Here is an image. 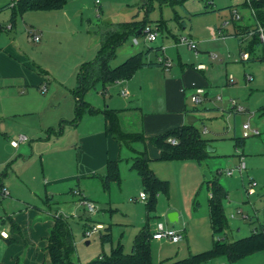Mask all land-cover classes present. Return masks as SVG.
<instances>
[{"label":"rangeland","instance_id":"obj_1","mask_svg":"<svg viewBox=\"0 0 264 264\" xmlns=\"http://www.w3.org/2000/svg\"><path fill=\"white\" fill-rule=\"evenodd\" d=\"M244 1L67 0L61 9L25 12L16 19L14 30L2 34V39L9 37L24 52L46 64L49 80L45 85L56 94L52 101L54 104L61 100L66 90L75 86L78 68L95 58L100 48L104 27L108 24L132 20L145 21L144 28L150 27L157 33V38L152 43L144 39L143 32L141 35L129 34L116 49L115 56L110 62L111 67L121 64L134 54L146 51L149 47L158 50L157 53L151 51L145 55V60L168 55L174 68L177 67L179 60L189 63L194 57V51L189 50L185 44H180V37L197 40L198 50L211 57L216 56L212 57L216 60L209 62L208 69L203 73L210 84L205 89L207 97L202 96V102L199 104L191 102L190 98L186 97V106L187 115L197 119L195 125L198 130L202 132L203 128H206V134H201L216 150L217 156L204 159L200 164L196 161H150L152 162L150 166L158 175L156 176L168 182L169 190L167 195L162 192L156 195L154 210L148 214L149 226L152 227L161 221L185 234L177 246L151 241L153 264L183 257L181 254L185 256L189 252L192 254L202 252L210 248L217 239L229 242L246 237L250 234L253 223L258 227L256 219L252 220L253 222L247 221L242 216H252L255 210L261 211L264 207V113L258 110L260 104L264 103V61L257 60L262 56L261 45H257L254 52L249 54V61H240L239 49L248 52L251 38L243 35L239 39L233 36V33L238 26L245 28L254 25L250 10L243 6ZM234 10L241 18L239 20L233 18V22L231 18L234 17ZM9 14L10 12L6 11L3 14L5 16L0 17L2 25L9 24ZM206 22L211 28L214 25L221 27L223 35L226 36L218 37L215 34L213 38L210 29L204 26ZM225 22L227 24H224ZM29 28L42 30L43 37L40 43L28 40ZM134 39L138 44L133 43ZM247 75H250L251 79L247 80ZM101 88V84L97 83L85 95V101L96 107H102L103 101L109 104L110 97H102ZM111 97L122 99L118 92H113ZM230 100H234L247 111L245 113L230 111L228 104ZM129 101L133 103L132 100ZM122 120L125 128L134 122L129 116L123 117ZM244 123L257 128L260 135L246 138L243 145L236 146V140L242 138ZM2 132L1 129L0 146L3 152L16 151L9 146ZM56 133L53 135L56 136ZM67 133L61 136L63 137L61 139H67L69 134ZM44 137L43 135L42 139ZM32 140L36 141L35 138ZM123 151L119 182L111 183L109 191L105 194L101 189L100 196L96 195L95 191L91 195L95 211L90 212L81 204L80 208L72 207L74 203H78V196L72 192L79 186L76 180L65 184L58 205L50 204V209L54 212L58 210H55V207L61 210L65 208L62 216L67 219L74 237L75 253L72 260L75 263L85 264L102 252L108 254L111 247L118 242L123 245L124 251L129 253L135 234L147 221L146 203L149 195L145 193L146 201L140 200L139 194L144 192L141 180L137 172L129 170V166H126V158L130 155H125L126 147ZM238 154L242 155L241 159L245 165L241 172L237 169L241 160ZM15 163L14 160L9 162L8 168L18 171L19 163ZM27 163L24 164L25 170L39 178L45 166L40 164L38 156L32 157ZM228 170L232 171L231 176L225 174ZM204 171L217 179L228 191L227 199L223 202L224 214L229 224L226 235L212 234L208 213L209 193ZM249 181L257 183V194L252 197H248L245 190ZM79 188L85 187L80 185ZM44 201V193L33 199L38 208H47ZM170 213L177 214L175 222L169 221ZM259 213L262 218L261 212ZM85 222L91 225L101 223L105 229L85 236L83 230ZM107 228H110L112 240L109 244H102L100 237L107 232Z\"/></svg>","mask_w":264,"mask_h":264},{"label":"crops","instance_id":"obj_2","mask_svg":"<svg viewBox=\"0 0 264 264\" xmlns=\"http://www.w3.org/2000/svg\"><path fill=\"white\" fill-rule=\"evenodd\" d=\"M5 1L10 0H0V7L11 3L13 0L2 4ZM6 11L10 12V9L0 11V17L5 16L3 14ZM205 12L207 13V11ZM204 26L210 29L213 38L215 34L218 37L225 36L223 30H217L219 27L216 25L211 28V25L206 22ZM29 30L40 35V40L36 42L40 43L43 37L42 30L37 29L36 31L32 28ZM190 40L195 44L197 43V40L192 38ZM13 42L14 40L11 41L9 37L2 39L1 34L0 130L2 129V135L8 141L9 146L18 135H25L27 141L19 144L17 148L11 146L16 151L9 150L7 153H4L2 146H0V186L7 192L5 196L0 195V233L3 232L7 236L6 238L0 236V264H49L46 238L55 217L62 216V211H65V208L61 210V208L55 207V210H58L54 212L50 209V204L58 205L60 203L65 184L76 180L79 186L85 187L79 188L78 186L77 191L83 193L89 201L93 202L91 195L94 191L99 196L101 189L104 194L109 191H104L102 186L105 166L109 161L117 159L121 161L124 147H126L125 155H130L125 161L129 170H132L130 168L131 160L136 153L146 152L151 161L154 162L158 160L159 151L148 141H137L132 143L130 147L120 145L106 132L105 121L101 113L93 115L84 113L78 123L72 124L75 110L72 90L75 89L76 84L73 88L66 90L61 100H57L58 102L54 104L52 101L56 94L45 85L46 81L49 80L46 64L35 56H30ZM197 46L196 44V48ZM242 53L248 54L239 49V56ZM193 56L189 63L179 60L177 67L174 68L169 56L164 55L162 58L171 62V66L167 70L162 66L140 68L131 78L115 82L100 93L102 97H110L109 104L103 101L102 107H96L90 102H86L97 109L107 107L117 110L119 126L123 132L143 134L146 138L187 124L186 97L190 98L196 88L202 89V96L207 97L205 89L210 84L203 73L206 72L204 70L208 69L207 64L216 60H213L216 56H212L214 57L212 58L198 48L197 55L193 53ZM158 57L150 60L156 62ZM249 60V54L246 60L240 58L241 62ZM199 65L202 68H198ZM40 71L42 73H39ZM248 77L251 76L247 75V80H249ZM43 87H45L44 92H42ZM122 91H126L127 94L122 95ZM113 92H118L122 99L111 97ZM129 100H132L133 103H130ZM228 104L229 110L235 112L230 106V101ZM262 106L264 103L260 104L258 110ZM241 107L243 112L235 113L247 111L243 106ZM260 111L264 113V110ZM127 116L132 118L134 122L125 128L122 118ZM58 130H60L59 135H53ZM66 132L69 133H67V139H61L63 138L61 136ZM201 133L206 134L205 127ZM43 135L45 136L44 139H42ZM32 138H35L36 141L34 142ZM5 145L7 146V144ZM209 147L213 150L210 152L212 157L217 156L215 155L216 150L211 145ZM30 155L36 158L38 156L40 164L45 166L39 178L30 175L24 168V164H28L27 162L32 160ZM238 157L241 159L242 155L238 154ZM12 160L19 163L18 171L14 168H8V163ZM152 162L149 163V166ZM150 168L157 175L151 166ZM42 193H44V203L47 208H38L33 202V199L39 198ZM77 200L78 203H74L73 208L81 207L79 206V198ZM259 212H261L262 218ZM252 216V220L256 219L259 225L263 219L262 209L261 211L255 210ZM65 220L67 221V219ZM157 223H162L165 228L175 230L161 221ZM156 224L152 227L149 226L151 234L155 232ZM254 224L252 229L257 227ZM94 225L101 226L98 233L105 229L101 223L91 225L89 222H85L84 232ZM180 234L183 239L185 234L182 232ZM181 240L177 243L165 240L151 241L177 246ZM88 243L87 241L86 244ZM190 254L192 253L189 252L185 256L181 254L183 257L169 260L167 263L176 262ZM209 263L229 264L224 258L206 264ZM235 264H264V251L248 256Z\"/></svg>","mask_w":264,"mask_h":264},{"label":"trees","instance_id":"obj_3","mask_svg":"<svg viewBox=\"0 0 264 264\" xmlns=\"http://www.w3.org/2000/svg\"><path fill=\"white\" fill-rule=\"evenodd\" d=\"M66 2L67 0H13L11 3L0 7V11L7 8L10 9L9 24H0V36L9 30H14L16 19L25 12L57 10L61 9ZM243 6L250 10L254 19V25L245 28L236 27L233 36L239 39L243 35L250 36L251 40L248 44V52H245L251 54L257 45H261L262 56L257 58V60L264 61V41H261L259 37L260 29L264 36V1L245 0ZM233 18L231 19L234 22ZM144 26L145 21L132 20L123 23L108 24L104 27L100 48L95 58L90 62L83 63L76 73V87L72 90V96L75 99V110L74 118L71 122L72 124L78 123L84 113L90 115L101 113L105 121L106 132L120 145L130 147L134 142L148 141L158 149L159 161H196L200 164L204 159L210 158L213 155L207 151L209 147L208 140L203 138L195 124H183L161 134L146 138L143 134L123 132L119 126L117 110L107 107L97 109L84 99L85 95L97 83L101 84V91L104 92L107 86L131 78L140 68L150 66L163 67L162 63L144 59V56L148 55L151 51L157 53L158 48L153 47H149L144 52H139L128 57L115 67H111L110 65L111 60L115 56L116 49L125 41L128 35L131 33L135 35L143 34L142 30ZM139 30H141L140 33H138ZM217 30L222 31L221 28ZM163 59L165 60V58ZM39 73L42 72L40 71ZM260 110H264V106ZM59 133L60 130L56 134L58 135ZM170 140H174L175 143L172 144ZM243 143L244 139L242 138L235 142L236 146H241ZM150 161L151 159L146 152L136 153L131 160L130 168L137 172L141 180L142 189L144 193H148L149 198L146 203L147 221L134 236L130 252L126 253L123 245L118 242L114 247H111L108 254L102 252L101 255L85 264H153L148 214L154 210L156 195L159 192L168 194L169 184L167 181L160 180L153 173L149 167ZM119 162L120 159L107 162L105 174L102 177L104 191L109 190L111 183L119 182ZM205 183L209 193L208 213L212 234L226 235L225 232L228 230L229 224L224 214L223 202L227 199L228 192L217 179L212 177L206 180ZM1 189L2 187L0 186ZM111 240L110 228H107V232L101 235L100 241L102 244H109ZM46 241L49 264H79L72 260L75 253L74 237L68 222L62 216L55 217ZM263 251L264 229L256 227L246 237L229 242L217 239L205 251L190 254L173 263L161 261L157 264H206L219 258H224L229 264H235L248 256Z\"/></svg>","mask_w":264,"mask_h":264},{"label":"built area","instance_id":"obj_4","mask_svg":"<svg viewBox=\"0 0 264 264\" xmlns=\"http://www.w3.org/2000/svg\"><path fill=\"white\" fill-rule=\"evenodd\" d=\"M233 16H234V18L236 20L240 19V16H239V14L236 11L233 12ZM142 32L145 34V38L144 39L147 42H149V43L154 42L156 40V38H157L156 31L154 29L150 28V27H145L142 30ZM27 36H28V40L29 41L38 42L40 40V35L36 34L33 31H29ZM259 37H260L261 41H264V36H263V33H262L261 29H260ZM133 43L134 44H138L136 39L133 40ZM179 43L180 44H185L188 47V49L194 51V54L197 55L196 44L193 41L188 40L185 37H180L179 38ZM240 58L243 59V60H246V59H248V54L242 53V54H240ZM157 62L162 63L163 67L165 69H168L171 66V62L169 60H167V59L164 60L162 58V56L157 58ZM198 68H202V66L199 65ZM248 79H251V77H248ZM44 91H45V87L42 88V92H44ZM121 94L122 95H126L127 92L126 91H122ZM202 95H203V90L200 89V88H196L194 90V93L190 97L191 102H193L195 104L201 103L202 102ZM217 99L219 100L220 97H218ZM230 106L232 107V109L235 112H243V108L241 106L237 105L234 100H230ZM258 135H260L259 130L256 129V128H252L249 123H245V124L242 125V139H246V138H249V137H252V136H258ZM26 141H27V137L25 135H18L14 140L11 141V146L14 147V148H17L19 146V144L25 143ZM170 142L172 144L175 143L174 140H170ZM237 169L240 172L243 169H245V165H244V162L242 161V159L240 160L239 164L237 165ZM225 174L227 176H231L232 175V171L228 170V171L225 172ZM256 187H257V183L255 181H249L247 183L245 190H246V194H247L248 197H252V196L255 195ZM73 194L78 196L79 203L84 208H86L90 212L95 211V206L93 205V203L91 201H89L86 198V196L83 193L75 190V191H73ZM0 195H2V196L7 195L6 190L2 188L0 190ZM139 198L142 201H146V194L144 192H141L139 194ZM240 213H242V212L240 211ZM262 214H263V219L259 223L258 227L261 228V229H264V207L262 208ZM242 217L245 220H247V221H252V218H253V216H250V215H243ZM100 228H101V226L94 225V226L91 227V229L85 230L84 234H85V236H90L94 232L97 233ZM0 236L3 237V238L7 237L6 234H4L3 232L0 233ZM181 239H182V235L180 234V232H178L176 230H173V229L165 228L162 223H157L155 232L151 234V240H165V241H168V242H171V243H177Z\"/></svg>","mask_w":264,"mask_h":264},{"label":"water","instance_id":"obj_5","mask_svg":"<svg viewBox=\"0 0 264 264\" xmlns=\"http://www.w3.org/2000/svg\"><path fill=\"white\" fill-rule=\"evenodd\" d=\"M140 32H141V30L138 31V33H140ZM186 120H187V125H193L196 122V119L192 116H188ZM207 151L212 152L213 150L210 147H208ZM204 175L206 176V180L210 179V176L205 171H204ZM168 219L170 222H175L177 220V214L176 213H170L168 215Z\"/></svg>","mask_w":264,"mask_h":264}]
</instances>
